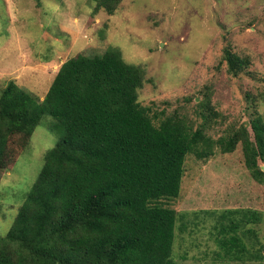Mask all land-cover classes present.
I'll return each mask as SVG.
<instances>
[{"label":"rangeland","instance_id":"obj_1","mask_svg":"<svg viewBox=\"0 0 264 264\" xmlns=\"http://www.w3.org/2000/svg\"><path fill=\"white\" fill-rule=\"evenodd\" d=\"M110 47L145 67L144 106L185 113L214 138L264 118V0H123L113 15L96 11L93 0H0V94L14 80L41 102L65 61ZM229 53L249 60L237 76ZM62 132L45 115L29 141L13 136L11 158L0 167V235L12 227ZM167 205L183 215L175 264H264V185L246 167L241 145L205 161L188 155L181 195ZM252 213L259 222H246ZM231 220L240 223L246 247L255 246L252 259L247 252L228 255L220 245V228Z\"/></svg>","mask_w":264,"mask_h":264},{"label":"trees","instance_id":"obj_2","mask_svg":"<svg viewBox=\"0 0 264 264\" xmlns=\"http://www.w3.org/2000/svg\"><path fill=\"white\" fill-rule=\"evenodd\" d=\"M93 1L96 11L113 15L123 0ZM226 58L236 76L249 63L234 53ZM146 81L145 67L126 62L114 47L65 61L41 102L8 81L0 94V167L11 158L13 136L29 141L45 115L63 132L12 227L0 235V264H175L183 215L167 203L181 195L190 154L205 161L241 145L246 167L264 185V118L214 138L185 113L142 105ZM244 216L260 221L256 213ZM239 228L238 221L223 224L218 241L228 255L247 252L252 259L257 250L246 247Z\"/></svg>","mask_w":264,"mask_h":264}]
</instances>
